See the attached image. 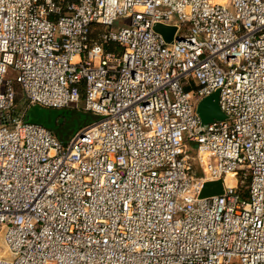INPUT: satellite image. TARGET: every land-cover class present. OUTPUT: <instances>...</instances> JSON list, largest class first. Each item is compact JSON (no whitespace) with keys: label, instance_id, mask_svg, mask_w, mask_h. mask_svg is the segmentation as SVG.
Instances as JSON below:
<instances>
[{"label":"built area","instance_id":"obj_1","mask_svg":"<svg viewBox=\"0 0 264 264\" xmlns=\"http://www.w3.org/2000/svg\"><path fill=\"white\" fill-rule=\"evenodd\" d=\"M17 90L95 119L63 143ZM0 238V264H264V0H0Z\"/></svg>","mask_w":264,"mask_h":264},{"label":"water","instance_id":"obj_2","mask_svg":"<svg viewBox=\"0 0 264 264\" xmlns=\"http://www.w3.org/2000/svg\"><path fill=\"white\" fill-rule=\"evenodd\" d=\"M153 30L162 36L166 43H172L176 28L173 26H164L156 24ZM217 93L200 100L195 107L201 127L205 128L212 122H220L226 119L225 115L220 111L217 104ZM224 192L223 183L221 180L206 182L200 192L199 198H208L212 196L222 195ZM0 246L4 247L2 239L0 238ZM6 255V253H4Z\"/></svg>","mask_w":264,"mask_h":264},{"label":"rangeland","instance_id":"obj_3","mask_svg":"<svg viewBox=\"0 0 264 264\" xmlns=\"http://www.w3.org/2000/svg\"><path fill=\"white\" fill-rule=\"evenodd\" d=\"M117 27H118V24L114 23L113 27L111 28V31H115ZM73 111H77V110H73ZM15 114L18 117L23 115L24 120L30 123L45 124L48 128H52V129H62L63 131H65V130H69L72 126L71 118L69 117L70 116L72 117L73 114L71 113L70 109L69 110H50V109L42 108L40 106L30 105L25 102L19 90H17V101L15 105ZM86 115L88 117L91 116L87 113ZM63 117L67 118L68 121H66L64 124H60L59 122L63 120ZM58 134H68V133H58ZM195 150H196V145H190L188 153L192 156L195 154ZM234 184H235V180L233 178L227 177L225 179L226 186L231 187Z\"/></svg>","mask_w":264,"mask_h":264},{"label":"trees","instance_id":"obj_4","mask_svg":"<svg viewBox=\"0 0 264 264\" xmlns=\"http://www.w3.org/2000/svg\"><path fill=\"white\" fill-rule=\"evenodd\" d=\"M114 49H115V46H113V45H111L109 47L110 51H112ZM64 110H69V109H64ZM70 110H71V113L73 114V116L69 117V118H71V124H72V126L69 130L63 131L62 129L48 128L45 124H40V123H36V124H39V125L43 126L44 128L51 130L59 141H61L63 143H67L79 130H81L84 126H86L87 124H89L90 122H92L94 120V117H91V116L88 117L86 115V113H84L81 109H79L77 111H73L76 109H70ZM66 121H68V119L63 117V120H61V122H59V121L58 122L60 124H64ZM58 133H68V134H58ZM239 191H240V194L243 198L247 197V190L245 189V186L241 187L239 189Z\"/></svg>","mask_w":264,"mask_h":264},{"label":"bare ground","instance_id":"obj_5","mask_svg":"<svg viewBox=\"0 0 264 264\" xmlns=\"http://www.w3.org/2000/svg\"><path fill=\"white\" fill-rule=\"evenodd\" d=\"M216 2L218 1V0H215Z\"/></svg>","mask_w":264,"mask_h":264}]
</instances>
